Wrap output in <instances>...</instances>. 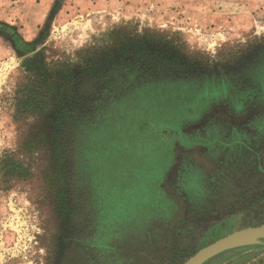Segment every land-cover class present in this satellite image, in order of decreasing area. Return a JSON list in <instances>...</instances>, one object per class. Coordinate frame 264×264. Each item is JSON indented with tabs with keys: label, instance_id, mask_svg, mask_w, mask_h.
<instances>
[{
	"label": "rangeland",
	"instance_id": "1",
	"mask_svg": "<svg viewBox=\"0 0 264 264\" xmlns=\"http://www.w3.org/2000/svg\"><path fill=\"white\" fill-rule=\"evenodd\" d=\"M246 2L144 0L116 7L109 28L104 12L57 14L53 1L41 15L32 0H0V18L47 38L24 59L0 39V264L152 249L160 264H184L264 225V76H240L263 70L264 32L234 27ZM194 76L221 94L191 110L199 97L179 90ZM165 131L190 142L173 148L163 179L167 221L150 222ZM247 239L202 264H264V236Z\"/></svg>",
	"mask_w": 264,
	"mask_h": 264
},
{
	"label": "crops",
	"instance_id": "2",
	"mask_svg": "<svg viewBox=\"0 0 264 264\" xmlns=\"http://www.w3.org/2000/svg\"><path fill=\"white\" fill-rule=\"evenodd\" d=\"M34 1V3H36V5L39 6L40 9V14L41 15H46L48 13L50 6V3L53 1L55 3L54 7H55V13L57 14H68L70 12V14H78V13H102L104 12L105 14L109 15L111 14L112 16L115 15V9L116 7L125 9L123 11V14L126 12V10H128L129 12L132 9V6H138V4L140 2H143L142 6H144V0H32ZM257 0H248V2H246L242 7L243 9H241L240 14H238L235 18V24L234 27L238 28L239 30H241L243 32V29L246 30L247 32H250L251 36L258 34V33H263L264 32V4H257L256 3ZM263 6V8H262ZM86 7V8H85ZM27 13V12H26ZM125 15V14H124ZM107 16L108 19V27L112 28L114 27V24L116 23V21L114 20V16ZM222 20H224V15H221L220 17ZM225 21V20H224ZM33 21L29 22L30 24H32ZM122 22H125V20L123 19ZM4 25H11L10 27H13L12 24L8 23V21L4 18H0V39L1 41H7L6 44L8 43L9 47L12 48V50H14L15 52H17L20 57L22 59H24L25 57H27L28 55H31L32 53L36 52L32 51V52H28V53H23L20 52L17 48V43L14 40V37L11 36L9 34L8 31H5L6 26ZM16 28V32H18L21 37H23V39L25 41L28 42H32V41H36V47L41 46L45 43L46 39L45 36L44 38H40V39H35L34 37H29L27 36V34H23L22 31H20V29H18L17 26H15ZM145 28V27H144ZM14 29V28H13ZM256 68V67H255ZM250 74H245L243 75V73L240 75L241 77L247 78L246 76L249 77H263L264 76V68L262 71H256L253 70V72H249ZM240 77V78H241ZM202 77L200 76H194L192 78H188V79H193L192 82L194 83H190V85L186 86H182V88H180L179 90V94L182 96L183 95H190V99L189 101L192 102V96H196L199 97V99L196 102H192L193 105H190V109L193 110V108L195 109V107H198V104L200 102H206L209 100V98L211 96H215L217 94H221L220 92V88L216 89V86L212 87L208 84V81H203V83L200 85L201 81H199L198 79H200ZM199 81V85H197L198 81ZM263 80V79H262ZM264 81V80H263ZM176 82H184L183 80H176ZM190 82V81H189ZM180 84V83H178ZM185 87V88H183ZM168 92H164V95H171V94H167ZM173 96V95H172ZM175 97V96H173ZM202 100V101H201ZM204 104V103H203ZM197 109V108H196ZM192 113V111H191ZM167 120V119H165ZM164 122H169L170 121H165ZM168 123V125H170ZM164 147H166L167 149L165 150V152L163 153L162 157H165V159H161L160 163L161 166L159 167L161 170V174L159 175L158 178H155L154 181L150 182L152 184H154V186H156V190L159 191L158 193V197L157 200L155 202V206H151V208L146 211L145 215L147 216L148 214H151L150 216V222H157V221H167V219H159L157 218L160 214H163V209L166 210L169 206L165 205L164 202H167L169 200H171V202H173L172 197H167L166 193L164 192V187L163 185V179L165 178V175L168 174L171 170L170 165L172 164V160L174 158V154L175 152H173V148L176 146V144L179 143H186L187 139H183V137L179 136V137H175L170 135L168 132H164ZM189 141V140H187ZM190 142V141H189ZM186 177L189 176L190 181L187 182H191L193 187H197L199 188L198 185H196L195 180L190 177V171H187V173H185ZM176 197L177 196H181L184 197V195L177 193L174 194ZM172 196V195H171ZM175 203H171L170 207H173ZM167 206V208L165 207ZM172 212V209H171ZM173 214V213H172ZM167 215V214H166ZM183 220H187L183 219ZM157 227L154 226L153 229L158 228L160 226L156 225ZM162 227V226H161ZM165 227V226H164ZM156 230V229H155ZM152 231V230H151ZM144 234H148V232L144 233ZM153 234V233H152ZM146 249V248H144ZM115 250V249H114ZM111 252V251H109ZM108 251L105 252V254H108L107 256H101V263L100 264H160L161 261L160 259L158 260V257L160 256V254L155 253V249L149 250L146 253H142V252H135L132 250L126 251L125 253L117 254V250H115V253L117 256H115L113 259L109 256ZM104 254V252H103ZM162 255V252H161Z\"/></svg>",
	"mask_w": 264,
	"mask_h": 264
},
{
	"label": "water",
	"instance_id": "3",
	"mask_svg": "<svg viewBox=\"0 0 264 264\" xmlns=\"http://www.w3.org/2000/svg\"><path fill=\"white\" fill-rule=\"evenodd\" d=\"M264 236V225L247 227L234 231L229 235L219 238L215 242L205 246L195 255L190 257L184 264H202L210 256L219 253L247 238Z\"/></svg>",
	"mask_w": 264,
	"mask_h": 264
},
{
	"label": "trees",
	"instance_id": "4",
	"mask_svg": "<svg viewBox=\"0 0 264 264\" xmlns=\"http://www.w3.org/2000/svg\"><path fill=\"white\" fill-rule=\"evenodd\" d=\"M4 26H6V28L7 29H5V31H8L9 32V34L11 35V36H13L14 37V40L16 41V42H18L17 43V48H18V50L20 51V52H23V53H28V52H32V51H35V47H36V41H32V42H28V41H25L24 39H23V37H21V35L18 33V32H16V27L15 26H13V27H10L11 25H4ZM14 28V29H13ZM156 43V42H155ZM155 43L153 44V45H155ZM148 44V45H147ZM147 44H144L145 46H150V44L151 43H147ZM156 44H158V43H156ZM160 44V43H159ZM165 44H167V43H165ZM34 53H36V52H34ZM34 53H32L31 55H33ZM30 55V56H31ZM63 109H59V108H55V109H53L52 110V112H54V114L56 115H58V113L57 112H60V111H62ZM52 120V119H51ZM77 121H79L78 119H77ZM84 121V120H83ZM92 200V199H91Z\"/></svg>",
	"mask_w": 264,
	"mask_h": 264
},
{
	"label": "flooded vegetation",
	"instance_id": "5",
	"mask_svg": "<svg viewBox=\"0 0 264 264\" xmlns=\"http://www.w3.org/2000/svg\"><path fill=\"white\" fill-rule=\"evenodd\" d=\"M256 71H257V72H258V71L260 72V71H262V70H261V69L259 70V68H258V69H256ZM248 77H249V76H248ZM249 78H251V77H249ZM253 79H258V78H257V77H253ZM247 82H248V83H247L248 86H250V85H249L250 81H247ZM230 87H231V88H235V87H232V86H230ZM224 93H226V90L223 92V94H224Z\"/></svg>",
	"mask_w": 264,
	"mask_h": 264
},
{
	"label": "bare ground",
	"instance_id": "6",
	"mask_svg": "<svg viewBox=\"0 0 264 264\" xmlns=\"http://www.w3.org/2000/svg\"><path fill=\"white\" fill-rule=\"evenodd\" d=\"M248 240V239H247ZM250 240V239H249Z\"/></svg>",
	"mask_w": 264,
	"mask_h": 264
}]
</instances>
